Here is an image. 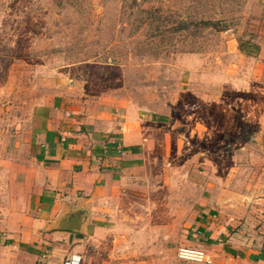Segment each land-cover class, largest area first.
<instances>
[{"label": "rangeland", "instance_id": "rangeland-1", "mask_svg": "<svg viewBox=\"0 0 264 264\" xmlns=\"http://www.w3.org/2000/svg\"><path fill=\"white\" fill-rule=\"evenodd\" d=\"M58 91L143 121L146 243L202 250L212 220L262 234L264 0H0V201L35 106Z\"/></svg>", "mask_w": 264, "mask_h": 264}, {"label": "crops", "instance_id": "crops-1", "mask_svg": "<svg viewBox=\"0 0 264 264\" xmlns=\"http://www.w3.org/2000/svg\"><path fill=\"white\" fill-rule=\"evenodd\" d=\"M56 93L31 114L24 158L9 160L12 182L0 201V264H65L71 258L73 264H195L144 238L146 204L135 193L144 181L134 175L141 173L149 142L137 113L124 108L118 118L104 107L83 113L71 108L64 92ZM223 222L202 225V242L196 246L191 238L186 245L208 252L212 264H264V231L233 233L236 222Z\"/></svg>", "mask_w": 264, "mask_h": 264}, {"label": "built area", "instance_id": "built-area-1", "mask_svg": "<svg viewBox=\"0 0 264 264\" xmlns=\"http://www.w3.org/2000/svg\"><path fill=\"white\" fill-rule=\"evenodd\" d=\"M178 258L185 262L195 264H212V257L208 252L200 249L181 248L178 252ZM74 258H71L65 264H73Z\"/></svg>", "mask_w": 264, "mask_h": 264}, {"label": "trees", "instance_id": "trees-1", "mask_svg": "<svg viewBox=\"0 0 264 264\" xmlns=\"http://www.w3.org/2000/svg\"><path fill=\"white\" fill-rule=\"evenodd\" d=\"M189 26H191V25L182 22L177 30H180V32L181 31L184 32V31H186L189 28ZM197 26H204V27L207 26L208 28L209 27L210 28H214L215 30H217L219 32H222V31H225V30L228 29L227 28L228 26L227 25H224V24H221L220 21H214V22H212V21H203V22H201V25L200 24H197ZM247 54L249 55V53H247Z\"/></svg>", "mask_w": 264, "mask_h": 264}, {"label": "water", "instance_id": "water-1", "mask_svg": "<svg viewBox=\"0 0 264 264\" xmlns=\"http://www.w3.org/2000/svg\"><path fill=\"white\" fill-rule=\"evenodd\" d=\"M71 222L75 223V220H73V221H71ZM68 228H70V229H72V230H79L78 227H75V226H72V225L68 226Z\"/></svg>", "mask_w": 264, "mask_h": 264}]
</instances>
